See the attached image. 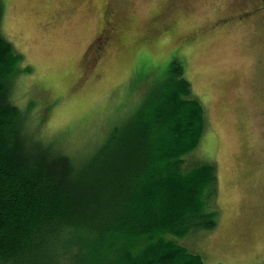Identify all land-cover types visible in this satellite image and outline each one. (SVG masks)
Returning <instances> with one entry per match:
<instances>
[{"label":"rangeland","instance_id":"374dc122","mask_svg":"<svg viewBox=\"0 0 264 264\" xmlns=\"http://www.w3.org/2000/svg\"><path fill=\"white\" fill-rule=\"evenodd\" d=\"M125 1L105 24L109 0H4V34L29 65L15 90L29 130L56 151L95 154L181 60L205 107L198 149L217 162L221 207L186 242L206 264H264V0ZM161 10L174 28L148 38Z\"/></svg>","mask_w":264,"mask_h":264},{"label":"trees","instance_id":"16d2710c","mask_svg":"<svg viewBox=\"0 0 264 264\" xmlns=\"http://www.w3.org/2000/svg\"><path fill=\"white\" fill-rule=\"evenodd\" d=\"M4 7L0 0V264H206L186 239L218 224L220 179L198 149L208 119L184 63L172 59L100 151H56L16 101L29 65L4 34Z\"/></svg>","mask_w":264,"mask_h":264},{"label":"flooded vegetation","instance_id":"af4514ba","mask_svg":"<svg viewBox=\"0 0 264 264\" xmlns=\"http://www.w3.org/2000/svg\"><path fill=\"white\" fill-rule=\"evenodd\" d=\"M124 4H126L125 0H109V5L114 7L115 13L112 16H109L108 13L106 14L105 24L109 23L110 21H113L115 19L117 20L118 17H121L124 15V9H123ZM257 6L258 5H256L255 7H257ZM163 11L164 10L159 11V13L154 16V19L156 20V22L159 21V23H157V24L154 23V25H152L151 28L148 30L150 32V35L149 34L147 35L148 38H150L151 35L153 34V32L151 30H153L157 34L159 32H167L168 33V31H170L174 28V22H172V24H169V26L166 24V21H169V20L171 21V19H167V17H163V19L158 18V16L161 15Z\"/></svg>","mask_w":264,"mask_h":264},{"label":"bare ground","instance_id":"6f19581e","mask_svg":"<svg viewBox=\"0 0 264 264\" xmlns=\"http://www.w3.org/2000/svg\"><path fill=\"white\" fill-rule=\"evenodd\" d=\"M16 80V79H15Z\"/></svg>","mask_w":264,"mask_h":264}]
</instances>
